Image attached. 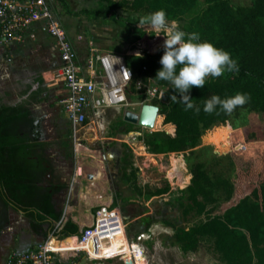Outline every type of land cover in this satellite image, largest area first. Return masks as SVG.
Here are the masks:
<instances>
[{"label": "rangeland", "instance_id": "rangeland-1", "mask_svg": "<svg viewBox=\"0 0 264 264\" xmlns=\"http://www.w3.org/2000/svg\"><path fill=\"white\" fill-rule=\"evenodd\" d=\"M251 2L252 0H230V3L234 6L249 5ZM68 3L71 12L57 3L56 12L68 36H70L69 38L75 40L76 45L80 46L84 53L86 51L90 52L93 48L100 51H125L134 43L139 31L143 29L146 31L145 39L148 33L152 31L149 34L152 40L149 43L146 41L145 49L155 53L163 47L160 44L154 45L156 33L151 28L147 27L146 24L139 26V22L142 19L146 20L151 13L145 11L136 13L131 8H126L124 9L125 12L121 9L112 18L103 20L96 15L82 14L76 16L73 14L74 12L97 7L99 0H68ZM202 6L204 8L206 5L203 4ZM166 38L164 37V40ZM8 45L6 40L0 41V94L9 98H16L19 94L18 89H11L10 87L17 82L21 70L24 67L34 68L35 65L42 63L47 68L46 71H49L48 68L54 58L48 60L46 55L36 56V54H31L25 59H11L8 55V52H10ZM145 49L140 48L138 50L143 52L142 50ZM56 58L58 59V55ZM37 59L40 61H36ZM59 65L60 63L57 64V67ZM54 70L47 74L48 79H50L49 76L54 75ZM52 91L53 93L50 94L48 99L38 103L33 113H35V117L42 119L39 137L43 139V145L48 150L45 155L48 157L47 162L51 168L50 173L54 178L56 177L53 183L59 184L61 188L53 201L55 208L60 211L59 213L63 217L65 214H69L67 205L72 202L76 190L79 189V183L74 182L79 167H81V172L83 170L84 178L85 168L87 167V171L92 170L96 159H85L83 155L75 152L71 126L58 105L60 92H57V88ZM128 98L130 102L128 110L134 108V111L139 113L141 110L138 104L143 100V95L132 91L128 94ZM124 109L114 108L101 113L100 116L94 119L97 126L96 130L88 128L82 132L81 136L88 138L85 141L88 146L100 152L101 159H98L97 164L106 173L110 171L107 174V179H110L111 175L117 172V166L115 168L111 167L113 160L109 161L110 157H116L117 162H119L118 158L120 159L122 154H125L132 159L134 166L137 167V186L144 190L142 195L137 192L136 185L132 182L126 183L123 180L114 182L111 180L110 183L107 180V188L114 201L111 205L105 207L116 211V215L120 216L123 222L119 221V223L124 224L113 245L125 246L126 244L127 249L124 247V250L127 251L97 260L90 259L88 253L82 251L75 257L65 259L67 262L63 264H218V254L209 242H202L197 250L189 252H184L178 244L174 243L175 226L189 229L200 219V216L194 211L190 213L184 211L178 199L179 193L180 190L186 189L191 182V164L198 162L205 163L212 176L230 178L235 185H238L240 170L249 169L253 162L264 156L263 117L251 108L242 107L239 113L231 116L226 123L208 129L202 136L201 144L194 151L153 153L149 151L143 140L130 138L127 140L128 147L122 146V142L116 140L109 141L114 132L113 137L121 140L125 138L124 134L118 133L112 128V124L117 118L124 116L127 111ZM91 118L89 120L93 122ZM133 125L137 129L144 130V132L165 130L172 135L175 134V128L173 132L169 131L167 127L169 123L166 125L167 129L166 127L159 128L160 124L157 121V128L154 127L153 130H147L137 124ZM224 125L227 126L223 128ZM110 142H112L110 149L106 148L105 151L103 148L107 147ZM241 144H246L248 149H239L238 146ZM180 161L186 167L187 174L190 175L189 182L181 179L184 174L181 176L173 174L176 168L175 164ZM46 172L47 170L42 171L39 178L42 183H47L45 179ZM61 182L64 184H61ZM244 185L247 195L255 187V183L251 181L245 182ZM147 187L150 188L149 191H146ZM162 190L164 192L158 193ZM20 195H23V192ZM220 195L222 200L217 203L215 214H222L227 208L236 205L241 198L239 194H235L231 200L224 201V193L221 192ZM101 207L103 206L96 208L95 221L97 210ZM36 208L40 209L39 206ZM47 227L48 224L46 223L34 225L30 219L22 215L14 216L10 228L6 227L0 230V264L6 262L13 252L24 253L46 240L48 236L43 239L42 234ZM142 234H145L146 237L140 240L139 236ZM124 237H126V241L122 244ZM65 241L68 242L69 240ZM89 250L96 251L91 246Z\"/></svg>", "mask_w": 264, "mask_h": 264}, {"label": "trees", "instance_id": "trees-1", "mask_svg": "<svg viewBox=\"0 0 264 264\" xmlns=\"http://www.w3.org/2000/svg\"><path fill=\"white\" fill-rule=\"evenodd\" d=\"M56 3L70 11L69 3L68 0H51L53 10L61 21L56 12ZM203 4L206 5L204 8ZM126 8H131L136 13L164 10L168 21H176L180 30L198 33L201 41L211 42L229 52L232 58L237 60L239 71L225 72L218 78L206 77L203 88L194 86L190 90L191 103L195 107L185 110V104L172 84L155 79L158 70L162 68L160 59L164 54L163 47L155 53L126 54L125 62L135 72L133 90L137 79L145 83L151 81L163 87V98L157 100L160 116L162 115L159 128L172 123L176 130L174 135L165 130L143 132L120 116L113 123L116 132L143 140L153 153H179L188 150L192 152L201 144L202 136L208 129L226 123L231 116L238 114L242 107L251 108L264 119V0H252L251 4L243 6H234L230 0H99L97 7L73 14L96 15L107 20L121 9L125 12ZM145 35V29L140 30L132 44L133 47ZM154 41L157 46L164 45L165 40ZM237 93L248 94L250 100L245 105L238 106L231 114H226L219 106L211 114L204 112V103L212 95L225 99ZM174 95L176 100L172 99ZM0 102H3L2 98ZM0 107H3L0 109V193L5 189L13 192L15 186L25 190L28 187L26 181L30 169L25 173L19 170V155L27 156L28 152L24 151V146L15 145L13 140L16 137L7 135L5 131L7 123L10 125L13 123L11 120L22 117V111L18 106ZM195 108L200 109L199 113ZM174 125L167 126L170 132L174 131ZM124 145L128 147L126 143ZM119 162L121 179L126 183L132 182L136 185L137 192L144 194V190L137 186V167L132 159L122 154ZM175 166L173 174H184L181 179L189 182L190 175L187 174L182 161ZM190 170L191 182L186 189L180 190L178 199L184 211H194L200 219L189 229L175 226L174 243L184 252H189L197 250L202 242H209L218 254V264H264V156L253 162L249 169L240 170L238 185L230 178L212 176L203 162L192 163ZM247 181L255 183L254 189L248 195L244 188ZM149 190L147 187L146 191ZM221 192L224 193V201L231 200L235 194H239L241 198L236 205L227 208L222 214H215L216 205L222 200ZM12 194L17 201V197ZM28 212L34 225V222L44 224L46 221L45 215L38 209H29ZM52 219L54 222L49 223L44 231L46 237L51 233L61 238L80 237L88 227L80 229L79 225L70 219H65L58 225L61 220L59 213H53ZM122 227L123 224L117 222L104 231H108L109 236L106 237L110 245H113ZM125 241L126 237L123 238L122 244Z\"/></svg>", "mask_w": 264, "mask_h": 264}, {"label": "built area", "instance_id": "built-area-1", "mask_svg": "<svg viewBox=\"0 0 264 264\" xmlns=\"http://www.w3.org/2000/svg\"><path fill=\"white\" fill-rule=\"evenodd\" d=\"M0 19L1 35L6 42L20 38L21 32L37 21H40L43 30L55 39L61 59L59 67L54 70V82L62 85L58 105L70 123L76 152L82 147L81 133L83 128L91 123L89 118L92 117L91 120L95 122L94 119L109 109L128 110L130 92L136 91L143 95V100L138 104L140 110L144 104L157 105L156 101L163 98L165 89L151 81L145 83L137 79L133 90L135 72L125 62L126 54L142 55L151 52L145 47L146 41L149 43L152 40L149 36L152 31L148 33L146 39V36L143 37L135 47L131 45L124 52L100 51L93 48L90 51L91 55L82 60L74 42L53 10L51 0H0ZM164 37L166 36L163 34L155 35V39ZM140 48L145 50L140 52L141 50H138ZM131 111H134V108ZM238 148L247 150L248 146L241 144ZM105 206L97 210L96 221L94 220V223L83 231L82 236L61 238L51 233L38 246L24 253L10 254L6 264H63L67 262L65 259L75 257L82 251L87 252L90 259L96 260L127 251L124 250V247L127 249L126 244L109 245L104 239V236H109L105 230L110 229L114 223L122 222L116 211ZM63 220L62 217L58 225ZM145 237L146 235L142 234L139 239ZM68 239H73V248L68 246L65 249L59 245ZM55 242H59L57 246ZM89 246H93L96 251H90Z\"/></svg>", "mask_w": 264, "mask_h": 264}, {"label": "crops", "instance_id": "crops-1", "mask_svg": "<svg viewBox=\"0 0 264 264\" xmlns=\"http://www.w3.org/2000/svg\"><path fill=\"white\" fill-rule=\"evenodd\" d=\"M20 1H26V0H20ZM1 19H0V41L3 40V37L1 35ZM22 36L18 39H13L11 40V42H7L9 45L8 47L10 48V52H8L9 57H11V59H16V60H21V59H25L26 57L30 56L31 54H36V56H47L46 59L48 60H52L51 58H54L52 63L50 64V67L48 68L49 71H46L47 68L44 67V64L41 63L40 65H35L39 68H43L44 70L42 71V75L45 79V81L48 83V85L51 86L52 90H54V88H57V92H59L60 88H61V84H56L54 82V75L49 76L50 79H48L46 76L48 73H50L51 70H54L57 65L56 63L58 62L61 63V59H60V54L59 51L56 47V41L55 39L50 36L47 32H45L42 28V23L40 21L34 22L32 23L27 29H24L21 32ZM70 37V36H69ZM73 41V39H71ZM75 44V47L78 51L79 54V58L84 60L85 58L89 57L91 54V52L86 51V53H84L83 49H81L80 46L76 45V41H73ZM58 55V59L56 58V56ZM36 61H40L39 59H37ZM29 68V67H28ZM26 69L25 67L23 68ZM54 74V72H53ZM53 93V91L51 92ZM48 99V98H47ZM46 100V99H45ZM110 110V109H109ZM126 110V109H124ZM63 113V112H62ZM64 116V113H63ZM160 116V115H159ZM65 117V116H64ZM66 119V117H65ZM124 119V116H123ZM67 120V119H66ZM68 122V120H67ZM165 124V123H164ZM168 125V124H165ZM169 125H174V124H170ZM96 123L95 122H91L88 125H86L83 131H86L88 128L92 129V130H96ZM112 128H113V124H112ZM174 128L176 130V126L174 125ZM144 132V130H142ZM82 134V133H81ZM115 134V132L112 134V136L110 137L109 141H117V142H122V146L124 145L125 141L127 144V140L130 139V137L124 136L125 138L118 139L116 137H113ZM98 135V134H97ZM87 137H82L81 136V141H82V147L78 150V154H81L85 157V159L88 158H93L96 159V163L95 166H93V169L90 171H87V167L85 168V177L83 170L81 172V167H79V172L77 171V174L74 178V182H78L79 183V189L76 190L75 195L73 196L72 202L67 205V209H68V215L65 214V216H63V219L65 220H72L73 222L77 223V225H79L80 229H83L89 225H92V223H94V217H95V212H96V208L106 205L109 206L113 203L114 199H112V196L109 192V189L107 188V184L108 181H110V183L112 182L111 180H113L114 182H120L122 181L121 179V174L119 169L117 168V172L113 173L111 175L110 179H107V174L110 172L108 171L106 173V171L104 169H102L98 164L97 161H99L98 159H101L100 156V152H98V150L93 149L92 147L88 146V144H86L85 141H87ZM109 143V145H107V147H104L103 149L109 148L111 147V143ZM124 142V143H123ZM119 146V144H117ZM108 149V150H109ZM42 159L45 160V158L42 156ZM113 160L112 164V168H115L114 166V160L115 157H110V160ZM111 160V161H112ZM47 161V159H46ZM48 163V162H47ZM118 163V162H117ZM42 165V170H40L38 172V177L41 176L42 171H46L45 173V179L47 181V183H42L40 180L39 183V188H44L43 184H47L48 187L52 190L50 191V201L43 203L40 200H38V206L40 207V209H38L39 211H41L42 214L45 215L46 217V221L44 222V224H48L51 223L52 221L54 222V220L52 219V215L53 213H59L60 211H58L55 206H54V201L56 199V195L58 194V191L61 189L59 184H54L53 182L56 180V177L54 178L52 176V173L49 174L50 172V166L47 167L46 165L44 166L43 163H41ZM79 166H81L79 164ZM114 166V167H113ZM50 168V169H47ZM108 170V169H107ZM47 174L50 175V180L47 177ZM40 178V177H39ZM38 178V179H39ZM61 184H64L63 182H61ZM53 197H55L53 199ZM94 208V209H93ZM94 211V213H93ZM60 214V213H59ZM62 219V217H61ZM24 221V219H22ZM35 223V222H34ZM48 228V227H47ZM46 228V229H47ZM43 235V239L46 237V235ZM49 236V235H48ZM104 239H106L107 241V237L104 236ZM69 241H63L61 243L57 242L56 246L61 245L64 246V248L66 249L68 246L69 247H74V243L70 242L73 239H68ZM93 247V246H91ZM90 248V246L88 247V249Z\"/></svg>", "mask_w": 264, "mask_h": 264}, {"label": "clouds", "instance_id": "clouds-1", "mask_svg": "<svg viewBox=\"0 0 264 264\" xmlns=\"http://www.w3.org/2000/svg\"><path fill=\"white\" fill-rule=\"evenodd\" d=\"M147 25L156 35L163 33L164 54L160 59L162 68L156 78L168 81L179 93L180 100L185 104V110L193 109L190 90L195 86L203 88L206 77H221L225 72H238V62L224 49L216 47L208 41H201L198 33H186L180 30L176 21L169 22L164 10L151 13L146 20L142 19L139 26ZM173 100L177 97L174 95ZM250 100L246 93H237L232 97L221 99L212 95L204 103V112L213 113L217 106L226 114H231L238 106L245 105ZM199 113L200 109L195 108Z\"/></svg>", "mask_w": 264, "mask_h": 264}, {"label": "flooded vegetation", "instance_id": "flooded-vegetation-1", "mask_svg": "<svg viewBox=\"0 0 264 264\" xmlns=\"http://www.w3.org/2000/svg\"><path fill=\"white\" fill-rule=\"evenodd\" d=\"M57 64L58 62L56 65ZM43 70V68L37 66L34 68H26L24 71L21 70L17 82L10 87L11 89H18V97L9 98L0 94V98L3 99V102H0V106H18L19 110L22 111V117L19 116L18 119L11 120L10 122L13 123H10V125L7 123L5 131L7 135L12 134L16 137L13 140L15 145L24 146V151L28 152L27 156L19 155V170L22 173H25L27 169H30L29 172H27V176H29L26 181L28 187L25 190L15 186L12 190L13 192L5 189L3 190V193H0V230L6 227L10 228L11 223H13V218L16 215H22L33 222L32 217L29 216V209H37L36 207L39 205L38 200L46 203L50 201V196H52L49 193L52 190L47 184H43L44 188H39L40 181H38V178L40 176L38 177V172L43 169L41 163H43L44 166L46 165L49 167V164L46 161L48 157L45 155L48 150L43 145V139L39 137L42 119L35 117V113H33L38 103L47 99L52 92L51 86L48 85L42 75ZM0 109H3V107H0ZM41 152L42 154H40ZM42 156L44 158L46 157L45 160L42 159ZM118 160L120 161L119 158ZM114 162V166L119 168L118 164L120 162L117 163L116 157ZM47 177L50 180V175L47 174ZM22 192L23 195H20ZM11 194L17 197V201L11 196ZM18 199L20 201H18ZM22 202L26 204H23ZM35 223L36 225H39L38 222ZM3 264H6V262Z\"/></svg>", "mask_w": 264, "mask_h": 264}, {"label": "water", "instance_id": "water-1", "mask_svg": "<svg viewBox=\"0 0 264 264\" xmlns=\"http://www.w3.org/2000/svg\"><path fill=\"white\" fill-rule=\"evenodd\" d=\"M160 108L155 104H144L139 113L127 110L124 114V120L133 124H137L147 130L154 129Z\"/></svg>", "mask_w": 264, "mask_h": 264}, {"label": "bare ground", "instance_id": "bare-ground-1", "mask_svg": "<svg viewBox=\"0 0 264 264\" xmlns=\"http://www.w3.org/2000/svg\"><path fill=\"white\" fill-rule=\"evenodd\" d=\"M160 117H161V116H158V118H157V121H159V124H160ZM157 121H156V126H155L156 128H157ZM149 154H150V153H149ZM149 154H148V155H149ZM152 157H153V156H152ZM105 241H106V239H105ZM56 243H57V242H55V246H56Z\"/></svg>", "mask_w": 264, "mask_h": 264}]
</instances>
